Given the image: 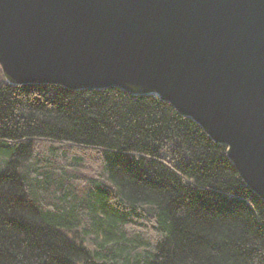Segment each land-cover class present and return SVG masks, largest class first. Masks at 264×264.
<instances>
[{"label": "trees", "instance_id": "16d2710c", "mask_svg": "<svg viewBox=\"0 0 264 264\" xmlns=\"http://www.w3.org/2000/svg\"><path fill=\"white\" fill-rule=\"evenodd\" d=\"M0 264H264V199L159 96L0 67Z\"/></svg>", "mask_w": 264, "mask_h": 264}, {"label": "water", "instance_id": "95a60500", "mask_svg": "<svg viewBox=\"0 0 264 264\" xmlns=\"http://www.w3.org/2000/svg\"><path fill=\"white\" fill-rule=\"evenodd\" d=\"M14 85L159 96L264 199V0H0Z\"/></svg>", "mask_w": 264, "mask_h": 264}]
</instances>
